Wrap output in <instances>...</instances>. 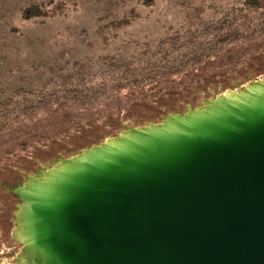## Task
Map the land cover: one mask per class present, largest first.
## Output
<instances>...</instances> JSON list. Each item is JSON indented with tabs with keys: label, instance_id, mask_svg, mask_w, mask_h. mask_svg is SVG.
I'll use <instances>...</instances> for the list:
<instances>
[{
	"label": "water",
	"instance_id": "1",
	"mask_svg": "<svg viewBox=\"0 0 264 264\" xmlns=\"http://www.w3.org/2000/svg\"><path fill=\"white\" fill-rule=\"evenodd\" d=\"M55 163L12 190V264H264V75Z\"/></svg>",
	"mask_w": 264,
	"mask_h": 264
},
{
	"label": "rangeland",
	"instance_id": "2",
	"mask_svg": "<svg viewBox=\"0 0 264 264\" xmlns=\"http://www.w3.org/2000/svg\"><path fill=\"white\" fill-rule=\"evenodd\" d=\"M35 1L0 0V104L10 108L0 110L15 117L27 102L54 100L0 129V181L264 75L256 19L224 28L240 38L201 62L143 78L168 63L166 53L167 65L183 64L185 42L215 40L208 26L232 18L240 0H56L59 10L51 3L40 17L22 16Z\"/></svg>",
	"mask_w": 264,
	"mask_h": 264
},
{
	"label": "trees",
	"instance_id": "3",
	"mask_svg": "<svg viewBox=\"0 0 264 264\" xmlns=\"http://www.w3.org/2000/svg\"><path fill=\"white\" fill-rule=\"evenodd\" d=\"M240 1L243 5L241 8L233 9L230 13L226 14V15L232 14V18H228V20L224 21L223 23H219L218 21L217 24L211 23L208 26L207 31L209 32L211 29H213V33H215V40H206L205 42L202 43H194V41L185 42L184 45H187L189 47H186L188 51H185V54H187V56L183 64H181L178 68L174 64L167 65L169 63L170 54L166 53L164 59H166L168 63L163 65L158 70L156 69L154 73H149L144 75L143 78L152 79L156 75H158V78H161L164 77V75L174 74L176 71L182 70V68L187 67L188 65L201 62L202 60H204V58L210 57L213 51L217 49L221 50L224 47L231 45L233 41L238 40L240 38L239 36L240 34L236 29H232L230 30V32L226 34L222 32V30L226 27H231L233 24H236L238 22H241L242 24H248L257 19L256 28L259 27V29L256 30L255 32L253 31L254 32L253 35L259 36L262 33H264V0H240ZM144 2L149 3L150 0H144ZM51 3H54V6L58 8V10L63 7L62 1L57 2L56 0H39L32 2L30 5L26 6L25 8H22V16H24L25 18L40 17L43 14L44 8ZM124 71L125 74L128 75V73L130 72V68L126 67ZM138 80L139 79H136L135 83L138 82ZM81 93H83V91L78 90L74 92V94L77 95L76 97H79ZM65 95L68 97L67 93H65ZM52 100L54 99L51 98V100H39L38 104L35 103L32 104V102H27V104H25L24 106L16 107L14 108V110H16L17 112L15 117L14 116L11 117V115L7 116L3 114V112H1L0 110V129H5L8 124L9 125L12 124L15 121L14 119L18 118L19 115L20 116L23 115L24 117L34 115L37 107L38 108L44 107L45 104H48ZM1 106H4V104H0V107ZM4 107L7 108L6 110L10 109L8 108V106H4Z\"/></svg>",
	"mask_w": 264,
	"mask_h": 264
},
{
	"label": "flooded vegetation",
	"instance_id": "4",
	"mask_svg": "<svg viewBox=\"0 0 264 264\" xmlns=\"http://www.w3.org/2000/svg\"><path fill=\"white\" fill-rule=\"evenodd\" d=\"M53 160L38 164L32 168L31 166L26 167L29 170L23 169L24 167L19 168V171L11 172L9 178L6 176L4 180L0 181L1 193L4 197V199H1L3 202L0 207V264H12L11 262L16 258L21 248V245L12 238V232L15 227L14 212L17 209V205L21 203V200L17 198L12 190L19 187L29 174L35 175L44 169L55 167L56 163Z\"/></svg>",
	"mask_w": 264,
	"mask_h": 264
}]
</instances>
